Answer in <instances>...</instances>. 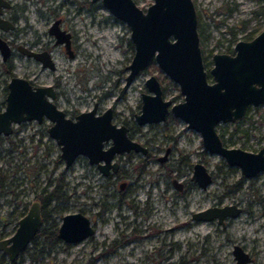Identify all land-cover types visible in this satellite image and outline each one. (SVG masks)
Instances as JSON below:
<instances>
[{"label":"rangeland","instance_id":"1","mask_svg":"<svg viewBox=\"0 0 264 264\" xmlns=\"http://www.w3.org/2000/svg\"><path fill=\"white\" fill-rule=\"evenodd\" d=\"M10 1L11 7L4 16L14 15L16 22L12 31L3 32L4 38H12L15 43L36 40L35 48L49 46L55 68L42 67L32 57L18 53L15 46L7 60L2 61L0 54V110L4 106L5 83L10 76H24L39 85L56 81L55 103L59 108L77 112L87 110L97 101L101 108L113 105L112 122L125 123L130 128V137L148 146L149 155L132 150L130 157L126 156L121 163L126 178L107 184L106 178L84 156L65 168L64 161L57 160L60 148L53 139H47L44 128L39 127L44 143H37L39 134L35 133L34 141L26 139V154L19 144L13 148V160L6 151L11 144L3 142L0 172L6 174L2 188L7 190L0 198V237L12 233L21 210L26 211L33 194L48 178H57L62 170L61 191L65 198L50 200L56 210L42 228L56 230L62 215L70 212H83L95 228L92 236L71 244L61 239L49 243L39 234L21 254L20 264H235L232 241L240 243L243 236L246 242L241 243H245L254 259L251 264H264V172L244 177L238 167L227 165L220 155L206 151L199 132L188 128L186 122L176 116L168 115L162 122L141 126L135 123L134 114L139 113L141 93L148 92L145 79L150 74L160 81L165 99L179 102L183 95L155 62L140 71L119 95L128 73L125 67L133 53L129 27L99 2L90 0ZM134 2L145 9L152 0ZM193 3L199 15V44L206 70L212 65L213 52H224L232 48L236 40L250 39L264 28V0H193ZM56 18L63 19L64 28L73 32V57L56 45L53 35L47 31ZM16 30H20L18 36L14 34ZM7 67H11V75H7ZM261 119H264V104L249 106L238 124L220 123L216 130L223 131L227 147L257 151L263 142ZM33 129L29 127L27 132ZM167 147L168 158L161 162L156 156L164 155ZM145 156L147 161L141 164ZM197 162L203 163L213 174L205 189L191 178L193 164ZM15 164L20 170L13 173L11 167ZM27 171L33 174V186H28L23 196H19V206H13V202L5 201V197L10 201L15 199L14 193L8 191L12 189L10 179L15 175L25 177ZM123 179L128 180V186L119 189L118 183ZM173 179L184 182L185 188L178 190ZM22 186L26 188L25 183ZM103 202L109 206H103ZM232 203L243 210L224 227L216 217L202 219L199 223L191 217L193 212L210 206ZM149 219L159 223L161 232L157 240L153 236L145 238L146 233L153 232L143 229ZM133 231L137 233L135 238ZM254 236L261 239L256 247H251ZM122 238L128 243L106 252L112 240L121 242Z\"/></svg>","mask_w":264,"mask_h":264},{"label":"water","instance_id":"2","mask_svg":"<svg viewBox=\"0 0 264 264\" xmlns=\"http://www.w3.org/2000/svg\"><path fill=\"white\" fill-rule=\"evenodd\" d=\"M98 1L108 12L129 27V38L134 48L128 73L120 92L131 80L154 59L157 67L172 79L183 95L182 101L171 102L163 98L159 80L151 74L145 79L146 91L140 97V113L134 115L139 125L159 122L170 113L186 122V126L198 131L206 151L220 155L227 165L236 166L246 178L264 172V132L263 142L258 151H246L238 147L224 145L216 130L218 123L236 122L249 105L264 104V29L249 40H237L233 54L213 53L212 67L207 71L201 56L197 31V13L192 0H152L145 9L134 0H91ZM10 0H0V30L8 31L14 23L5 19L2 8H7ZM60 20L54 19L48 28L55 43H64L70 57L69 33L60 29ZM17 51L32 57L41 66L53 70L54 63L47 50L36 51L19 44ZM10 44L0 35L2 61L11 55ZM209 75L210 81L207 77ZM4 106L0 111V133L8 134L12 123L36 120L46 117L50 122L48 136L59 145L60 157L68 168L78 155L95 164L106 175L109 168L117 170L112 156L122 151L144 152L145 147L130 139L125 125H116L111 120L112 108L108 107L99 115L95 108L80 111L72 119L65 116L53 99L51 85H31L24 76L12 75L6 83ZM110 142L104 148L103 143ZM192 179L206 188L211 174L203 163L193 164ZM175 186L179 183L174 181ZM38 202H31L27 211L17 221L15 230L0 239V251L10 260L28 247L41 225ZM236 205H224L192 213L196 220L217 217L221 223L226 216L238 214ZM94 227L82 212L62 215L56 234L65 243L80 242L92 236ZM234 250L238 258L240 252ZM237 251V252H236ZM243 256V254H241ZM238 263L240 262L238 258Z\"/></svg>","mask_w":264,"mask_h":264},{"label":"flooded vegetation","instance_id":"3","mask_svg":"<svg viewBox=\"0 0 264 264\" xmlns=\"http://www.w3.org/2000/svg\"><path fill=\"white\" fill-rule=\"evenodd\" d=\"M90 2H91V0H90ZM94 2H98V1H94ZM91 3H93V2H91ZM100 3V2H99ZM192 3H193V0H192ZM85 5V4H84ZM11 7V1H10V5L7 7V8H2V11H3V14H2V16L5 18V19H9L11 22H13L14 23V27L12 28V29H8V31H12L14 28H15V16L14 15H9V16H4V14L6 13V10L7 9H9ZM194 7H195V5H194ZM195 11H196V9H195ZM197 13V12H196ZM198 13H197V24H198ZM56 19H59L60 20V23H59V27H60V29H64V30H66L68 33H69V40H70V45H69V49H70V51H72V53H73V56H74V54H75V51H74V49H75V47H74V44H75V40H74V35H73V32L71 31V30H69L68 28H64V26L62 25V23H63V19H60V18H56ZM53 21H54V19H53ZM51 25V24H50ZM49 25V26H50ZM49 28V27H48ZM198 26H197V31H198ZM264 29V28H263ZM8 31H2V30H0V35L4 38V34H3V32H5V33H8ZM20 31V30H19ZM19 31H15V36H18V34H19ZM47 31H48V29H47ZM261 31V30H260ZM2 32V33H1ZM49 32V31H48ZM258 34V33H257ZM199 35V40H200V34H198ZM256 35V34H255ZM17 38V37H16ZM253 38V37H252ZM5 39V38H4ZM251 39V38H250ZM6 41H7V43L8 44H10V47H11V49H12V51H13V47L15 46L16 47V50H17V47L19 46V44H21V45H24V46H26L27 48H31V49H33V50H36V51H41V50H47L48 52H49V46H46L45 44L44 45H41V46H39L38 48H35L34 46H35V44L36 43H38V41H36V40H32V41H30V43H21V42H14V40L12 39V38H8V39H5ZM238 40H243V39H238ZM245 40H249V39H245ZM244 40V41H245ZM53 41H54V37H53ZM237 41V40H236ZM235 41V42H236ZM55 42V41H54ZM234 42V43H235ZM14 44V45H13ZM56 45H59L61 48L63 47V50L65 51V49H64V43H62V44H60V43H55ZM130 44L132 45V42L130 41ZM200 45V44H199ZM235 45V44H234ZM200 47H201V45H200ZM132 48H133V46H132ZM233 49H234V46L232 47V48H229L228 50H226V51H224V52H226V53H229V54H233ZM133 51H134V48H133ZM18 52V51H17ZM224 52H218V53H224ZM12 53V52H11ZM10 53V54H11ZM19 53V52H18ZM21 53V52H20ZM50 53V52H49ZM67 53V52H66ZM213 53H215V52H213ZM23 54V53H22ZM202 54H203V50L201 49V56H202ZM67 55H68V53H67ZM132 55H133V53H132ZM11 56V55H10ZM9 56V57H10ZM26 56V55H25ZM69 56V55H68ZM72 56V57H73ZM212 56H213V54H212ZM27 57V56H26ZM70 57V56H69ZM30 58V57H29ZM202 58H203V56H202ZM34 59V58H33ZM35 60V59H34ZM53 60V59H52ZM38 62V61H37ZM151 62H155L154 61V59H151L150 60V62L149 63H151ZM211 62H212V57H211ZM54 63V62H53ZM203 64H204V58H203ZM149 65V64H148ZM147 65V66H148ZM146 66V67H147ZM43 67V66H42ZM146 67H144L143 68V70L146 68ZM212 67V66H211ZM47 68V67H46ZM54 68H55V63H54ZM53 68V69H54ZM205 69H206V67H205ZM50 70V69H49ZM209 70V69H208ZM207 70V71H208ZM142 71V70H141ZM140 72V71H139ZM139 74V73H138ZM137 74V75H138ZM136 75V76H137ZM151 75V74H150ZM135 76V77H136ZM155 76V75H154ZM134 77V78H135ZM207 77H208V79H209V81H210V77H209V75H207ZM133 78V79H134ZM28 79V78H27ZM133 79L131 80V82L133 81ZM157 79V78H156ZM29 80V79H28ZM29 82L31 83V85H39V84H36V83H34L33 81H30L29 80ZM125 82V81H124ZM130 82V83H131ZM7 83V82H6ZM6 83H5V86H6ZM159 83H160V81H159ZM124 84V83H123ZM122 84V85H123ZM43 85H47V84H43ZM43 85H39V86H43ZM51 86H52V88H53V90H54V95H55V97H54V99H53V103H55V99L58 97V90H57V88H56V86H57V82L56 81H53V84H50ZM160 87H161V84H160ZM120 89H121V87L119 88V95L121 94V93H123V91L125 90H123L122 92H120ZM4 90H5V93H6V91H7V89H6V87L4 88ZM3 90V91H4ZM161 90H162V87H161ZM162 94H163V90H162ZM164 98V97H163ZM183 98V97H182ZM169 100V99H168ZM171 102H173V101H171ZM180 102V101H179ZM55 105H57L56 103H55ZM141 105V104H140ZM58 106V105H57ZM249 106H251V105H249ZM249 106H248V108H249ZM59 107V106H58ZM108 107H111L112 108V114H113V117H114V108H113V105H109ZM108 107H105V108H101V106H100V103H98V101L97 102H94L93 103V105L90 107V108H87V110H89V109H92V108H95V112H94V114L95 115H99L100 113H102L103 111H105ZM248 108L246 109V112H247V110H248ZM61 109V108H60ZM61 110H63V109H61ZM87 110H84V111H87ZM1 111V110H0ZM63 112H64V114H65V116H68V117H70V118H72V119H74L75 118V116H76V114L78 113V112H80V111H75V110H73V111H68V110H63ZM246 112L244 113V115L241 117V118H239L236 122H231V123H237L238 124V122L239 121H241V120H243V118L246 116ZM140 113V112H139ZM136 114V113H135ZM134 114V115H135ZM168 115H172V114H168ZM167 115V116H168ZM166 116V117H167ZM172 116H174V115H172ZM113 117H112V119H113ZM165 117V118H166ZM177 117V116H176ZM180 119V118H179ZM164 120V119H163ZM112 121V120H111ZM134 121H135V119H134ZM159 122H162V121H159ZM136 123V122H135ZM152 123H155V122H152ZM151 123V124H152ZM50 124H51V122L46 118V117H44L40 122H38V121H36V120H31V121H23V122H21V123H12L11 124V126H10V132L8 133V134H4L3 132L2 133H0V149H1V146H2V144H3V142H5V141H7L8 143H10L11 145H10V148H7L6 149V151H8L9 152V159L10 160H13L14 159V155H13V148H15V146H17L18 144L23 148L22 150H25V154H26V152H27V150L25 149L26 147H27V144H28V140H26V139H31L32 141H34V139H33V137H34V134L35 133H37V134H39V137H37V139H36V141H37V143L39 142V143H41V144H43L44 143V141H43V139H42V133L43 132H45V133H47V129H48V127L50 126ZM123 125H125L126 126V124L125 123H122ZM122 124H120V125H122ZM146 124H149V123H146ZM218 124H220V123H218ZM217 124V125H218ZM261 124H263V132H264V119H261ZM117 125V124H116ZM120 125H118V126H120ZM137 125H139L138 123H137ZM141 125H143V124H141ZM141 125H139V126H141ZM216 125V126H217ZM38 128H37V127ZM29 127H31V128H34L33 129V131H31V132H27V130L29 129ZM39 127L40 128H44L43 129V132L42 131H39ZM127 127V132H126V134L128 135V137L130 138V139H132V140H134V141H136V142H138L137 140H135V139H133L132 137H130V134H129V127L128 126H126ZM24 130H26V133H23V131ZM218 131V130H217ZM219 133V132H218ZM263 134V133H262ZM47 135H48V133H47ZM220 135V134H219ZM224 136V135H223ZM221 137V136H220ZM46 138V137H45ZM49 138V140H52L53 138H50L49 136H47V139ZM54 140V139H53ZM221 140H222V138H221ZM223 141V140H222ZM55 142V141H54ZM225 141H223V143H224ZM139 143V142H138ZM57 144V143H56ZM109 144H110V142H104L103 143V147L104 148H107V147H109ZM140 144V143H139ZM58 145V144H57ZM141 145V144H140ZM144 147H145V151L143 152H140V151H137V152H140V154H142V155H146V156H149V155H147L148 154V146L146 145V144H142ZM225 145V144H224ZM261 146V145H260ZM58 148H59V145H58ZM134 151V150H133ZM257 151H258V149H257ZM134 152H136V151H134ZM24 153V152H23ZM45 154L47 153L46 152V150H45V152H44ZM130 153H131V151H129V152H125V151H122L121 153H116V154H114L112 157V161H115L116 163H117V170H112V167L111 168H109V171H108V173L106 174V175H104V174H102L99 170H98V168H96V165L95 164H91V165H93L97 170H98V172L99 173H101V175H103V177H105L106 178V182H107V184H112V183H116V182H118L119 180H122V178H126L125 177V172H124V168L122 167V161H124V159H125V157L127 156V158H129L130 156ZM169 153V147H167L165 150H164V155H162V156H156V158L159 160V161H161V162H163L164 160H166L167 158H168V154ZM116 155H118V156H120V157H118L117 158V156ZM79 156H82L83 157V155H78L77 157H76V159H78V157ZM146 156H145V158H143L142 160H140L141 161V164H143V162H146L147 160H146ZM76 159L73 161V162H75L76 161ZM123 159V160H122ZM57 160L58 161H63V159H61V157H60V153H59V155L57 156ZM86 160L88 161V159L86 158ZM58 161H57V163H58ZM89 163V162H88ZM73 164V163H72ZM40 167H42V165H40ZM43 168V167H42ZM20 170V168H19V166L17 165V164H15V166H12L11 167V172H17V171H19ZM208 172L211 174V172L208 170ZM63 174H64V172H63V170L61 171V172H59V174H58V177L57 178H48L47 179V183L44 185V186H41L38 190H37V192L35 193V194H33V196H32V198H31V200L29 201V206H30V204H31V202H38L39 203V209H40V214H41V225H40V227L38 228V231H39V229L40 228H42V225H43V216L45 215V216H48V218H50V215H51V212L52 211H55L56 210V208H55V205L54 206H51L50 204H51V202H50V200L51 199H54V200H57L58 199V201H59V199H62V197L64 196L63 195V193H62V191H61V188H62V186L64 185V178H63ZM212 176H213V174H211V181H212ZM33 174H31V172H29V171H27L26 172V175H25V177H23V176H16L15 175V177H12V179H10V181H11V183H9V184H11L10 185V188H12V189H9L8 191L11 193V194H13V196L15 195V199H12L11 201L8 199V198H6L5 197V201L6 202H13V206H15L16 204H17V206H19V204H18V201H19V198L21 197V196H23V192L25 191V190H27V187L28 186H33V184H32V182H33ZM4 178H6V174H3V173H1L0 172V198L4 195V194H2V193H5V191L7 190V189H3L2 187L4 186V184L5 183H3L4 182ZM191 178H192V176H191ZM128 180L127 179H123V181L122 182H119L118 183V187H119V189H123V187H126L127 188V184H128V182H127ZM174 181L176 182V180L175 179H173V181H172V183L174 184V186H175V184L176 183H174ZM210 181V182H211ZM51 182H53V185H51L50 186V184H51ZM195 182V181H194ZM209 182V183H210ZM23 183H25L26 184V188H24L23 186H22V184ZM177 183H179V187L178 186H175L178 190H183L184 188H185V186H184V182H182V181H177ZM196 184V183H195ZM197 185V184H196ZM50 186V187H49ZM208 186V185H207ZM206 186V187H207ZM202 188V187H201ZM203 189H205V188H203ZM52 194V195H51ZM20 196V197H19ZM108 197H110V194L109 195H107ZM20 202V201H19ZM15 204V205H14ZM233 205H236L238 208H240V211H239V213L238 214H240L241 212H242V210H243V208L241 207V206H239V205H237L236 203H232ZM102 205L103 206H109V204H106L105 202H103L102 203ZM225 204H223V205H220V206H224ZM16 206V207H17ZM24 206V209H25V206L26 205H23ZM28 206V207H29ZM220 206H216V207H220ZM2 207V205H1V201H0V208ZM209 208V207H208ZM23 211V209L21 210V216H23L24 215V213L27 211V209H26V211L25 212H22ZM13 212V211H12ZM83 213V212H82ZM194 213V212H193ZM238 214H236V215H234V216H226V217H224L223 218V220H222V222L220 223L219 221H218V219H217V221H218V223L220 224V225H222L223 227L227 224V223H229L230 222V219L232 218V217H235V216H237ZM191 217H192V214H191ZM2 218V217H1ZM20 218V217H19ZM18 218V219H19ZM214 218V217H213ZM217 218V217H216ZM18 219H17V221H18ZM89 219V218H88ZM192 219H194V221H195V223H199V222H202L201 221V219H199V220H196L195 218H193L192 217ZM2 220H4V218H2ZM3 222V221H2ZM89 222H90V219H89ZM2 224H5L4 222L2 223ZM17 224V223H16ZM194 224V223H193ZM91 225H93V223L91 222ZM159 223L157 222V221H152L151 219H149V221L147 222V224H146V226L143 228L145 231L146 230H153V232H150L149 234H147L146 233V235H145V238H146V236L147 237H155L156 238V240H157V238H159V234H160V232H161V230H159ZM17 226V225H16ZM93 227H94V225H93ZM16 228V227H15ZM95 229V228H94ZM15 230V229H14ZM13 230V231H14ZM12 231V232H13ZM56 231H57V229H56ZM155 231V232H154ZM133 234H132V236L135 238L136 236H137V233L135 232V231H133L132 232ZM11 234V233H10ZM9 234V235H10ZM94 234V233H93ZM8 236V235H7ZM7 236H3V237H0V239H4V238H7ZM35 236H36V234H35ZM34 236V237H35ZM123 237V236H122ZM137 238H140V237H137ZM86 239V238H85ZM259 239H261V237L260 236H254V238L253 239H251V247H256V245H257V242L259 241ZM243 240H245V242H246V237H242V239H240L239 241H240V243L239 242H235V241H232L233 242V244H232V246H231V248H232V250H231V254L233 255V259H235V264H251L252 262H253V258H252V255H251V252L250 251H248L247 250V247H246V245H245V243H241V241H243ZM126 243H128V240L127 239H125L124 240V238H122V241L120 242L119 241V239H114V240H112V242H111V245H110V248L108 249V250H106V252L108 251H110V252H112V251H115V250H118V248L121 246V245H125ZM68 244H70V243H68ZM236 247H238V251L240 252V254L238 255V258H239V260H240V262H242V263H238V258H236L235 257V253H234V250H236L237 248ZM25 250H23L22 252H20L19 254H18V256L17 257H15V259H13V260H10L9 258H7V256L2 252V251H0V264H20V259H21V254L24 252ZM237 252V251H236ZM241 254H243V256L241 255ZM159 264H161V263H159Z\"/></svg>","mask_w":264,"mask_h":264},{"label":"trees","instance_id":"4","mask_svg":"<svg viewBox=\"0 0 264 264\" xmlns=\"http://www.w3.org/2000/svg\"><path fill=\"white\" fill-rule=\"evenodd\" d=\"M198 20H199V16H198ZM199 25L200 24H198V27H199ZM198 34H200L199 28H198ZM6 73H7V75H11V67L10 68L9 67L6 68ZM219 134H220L222 140L224 141L223 131H220ZM62 198H65V196H63ZM42 219H43V222L49 220L48 216H45V215L43 216ZM39 234L42 235L45 239H47L49 241V243H56V242L60 241L58 239V237H57L56 230H54V229H50L48 231V230H45L44 228H40L39 231H37L36 236L39 235ZM36 236L33 237L32 240H34L36 238Z\"/></svg>","mask_w":264,"mask_h":264}]
</instances>
